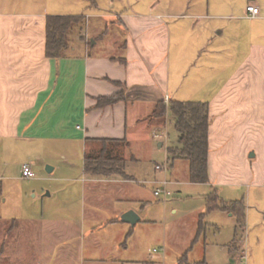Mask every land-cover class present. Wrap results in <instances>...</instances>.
Here are the masks:
<instances>
[{
  "label": "crops",
  "instance_id": "1",
  "mask_svg": "<svg viewBox=\"0 0 264 264\" xmlns=\"http://www.w3.org/2000/svg\"><path fill=\"white\" fill-rule=\"evenodd\" d=\"M119 1L123 10L116 14L126 39L105 41L106 31L99 47V41L91 39L88 20L100 23L112 11L97 0L90 7L81 0L87 9L70 14L86 17L84 39L77 38L59 59L46 55V14H0V137L79 141L86 152L99 151L95 140L109 139L119 141L109 145L112 155L126 160L124 174H87L85 198L72 201L61 216L4 222L0 217V264H19L20 255L25 256L23 264L134 261L127 247L121 248L123 239L140 223L155 220L143 219L124 203L135 173L149 177L142 183L151 184L153 194V181L167 176L155 168L161 163L154 162L148 170L137 155L143 146L156 153L150 133L166 126L151 121V115L166 96L209 104L210 182L204 184L212 192L219 187L235 191L236 186L259 182L257 174H264V0H128L129 6ZM249 4L260 7L259 17H247ZM116 5L109 0L107 6ZM62 12L52 15H68ZM122 90L124 100L96 107L98 97ZM158 141L161 151L164 142ZM128 212L138 216L134 224L123 218ZM154 252L143 264H161ZM243 252L242 247L236 254L228 249L226 260L236 264ZM208 260L196 264H212Z\"/></svg>",
  "mask_w": 264,
  "mask_h": 264
},
{
  "label": "rangeland",
  "instance_id": "2",
  "mask_svg": "<svg viewBox=\"0 0 264 264\" xmlns=\"http://www.w3.org/2000/svg\"><path fill=\"white\" fill-rule=\"evenodd\" d=\"M97 1L100 7L112 13L107 18L100 19L101 22L98 21L100 23L97 24V19L88 20V29L90 27L92 31L91 39L98 40L99 47L103 44L101 36L106 31L105 41L112 42L115 38L122 41L126 39V32L122 31L119 22L118 14L123 10L119 8L120 1L115 0L117 5L114 9L108 8L109 0ZM122 1L129 6L128 0ZM80 2L81 0H0V14H15L23 17L33 12L52 15L53 11H63L64 14H70L74 13L72 11L87 9V6H82ZM91 2L92 0H87L89 7L93 4ZM85 24L86 30L87 21ZM82 35L85 36V32ZM73 41L74 39L71 43ZM163 132L168 133V138L163 141L164 147L161 151H158L159 141L152 138L153 134L150 133L151 146L156 153L150 152L149 147L143 146L142 149L137 148V155L142 158L145 169H151L154 162L167 163L169 169L172 168L168 171L167 178L171 181L169 187L173 195L167 199L156 197L153 194L154 187L142 183L149 177L135 173V180L130 182L133 187L129 188V200L124 204L136 209L143 219L150 218L155 222L140 223L133 230H129L121 244V248L127 247L125 251L129 259L134 260L127 264H143L148 254L154 251L155 255L160 256L161 264H196L201 263L199 261L206 257L212 264L226 262L231 264L230 258L226 260L228 252L226 246L232 240L234 229L236 231L237 217H229L228 212H207L204 219L205 228L199 232L197 217L200 211H207L206 200L212 193L211 187L189 180L187 160L183 159L175 163L167 161L165 153L167 147L177 146L179 143L172 116H168L166 128L159 131V133ZM98 146L100 147V144ZM85 153L84 144L79 141L63 139L36 141L25 137H0L2 222L31 216L55 218L67 212L68 205L72 201L85 198V188L89 185V182L84 181L89 177L84 168ZM250 153L248 156L251 155ZM253 161L256 162L257 158ZM24 164L31 166L35 177L30 179L23 177ZM48 167L53 169L49 171ZM262 175L257 174L259 182L250 181L236 186L235 191H231L229 187H219V191L217 190L219 196L223 195L229 201L245 203L246 226L238 234L242 239L241 247L245 255L236 264H264V174ZM137 197H142L144 201H140ZM72 209L75 208L71 207L70 211ZM109 236V234L103 236L102 241L105 242L106 237ZM115 253L119 255V252ZM19 257L21 261L25 256ZM20 261L19 264H23ZM34 262H37L36 259Z\"/></svg>",
  "mask_w": 264,
  "mask_h": 264
},
{
  "label": "trees",
  "instance_id": "3",
  "mask_svg": "<svg viewBox=\"0 0 264 264\" xmlns=\"http://www.w3.org/2000/svg\"><path fill=\"white\" fill-rule=\"evenodd\" d=\"M84 15H47L46 18V55L49 58H63L71 46V40L84 39L82 35L86 26ZM72 38V39H71ZM73 41V42H74ZM90 43V42H89ZM121 86V83L114 82ZM125 99V91L97 98L96 107L113 105ZM168 116L174 119V127L179 135V144L168 148L171 161L184 159L189 162V180L193 183L210 182L209 157V104L201 101L172 100L168 104L158 102L151 115V121L158 122L162 127L167 125ZM100 144L98 152H86L84 158L85 173L94 177H109L124 174L126 160L119 155H112L109 145L114 140L97 139ZM3 186L0 181V197ZM207 211L200 215L199 232L205 228L207 212L222 211L232 213L237 217L236 236L228 249L236 254L241 249L242 239L239 232L246 226V207L244 201H224L214 190L207 198Z\"/></svg>",
  "mask_w": 264,
  "mask_h": 264
},
{
  "label": "built area",
  "instance_id": "4",
  "mask_svg": "<svg viewBox=\"0 0 264 264\" xmlns=\"http://www.w3.org/2000/svg\"><path fill=\"white\" fill-rule=\"evenodd\" d=\"M260 16V7L256 4H249L247 6V17L248 18H257ZM170 98L169 96L165 97V102L169 103ZM153 138L157 140H167L168 133H159L158 131L153 133ZM155 168L159 171H163L167 174L168 172V164L167 163H161L157 164ZM22 175L25 178H33L35 177V173L32 170L31 166L29 164H24L22 169ZM155 183V189H154V195L158 198H164L167 199L172 196L173 192L170 189L169 185L171 184V181L165 176L164 178L160 180L153 181Z\"/></svg>",
  "mask_w": 264,
  "mask_h": 264
},
{
  "label": "water",
  "instance_id": "5",
  "mask_svg": "<svg viewBox=\"0 0 264 264\" xmlns=\"http://www.w3.org/2000/svg\"><path fill=\"white\" fill-rule=\"evenodd\" d=\"M52 169V167H48L49 171H51ZM123 218L126 221L131 222L132 224H134L138 220V216L134 212H128L127 214H125V216H123Z\"/></svg>",
  "mask_w": 264,
  "mask_h": 264
}]
</instances>
